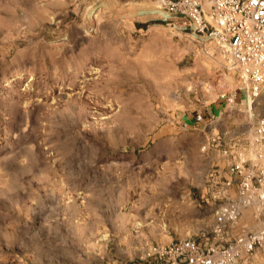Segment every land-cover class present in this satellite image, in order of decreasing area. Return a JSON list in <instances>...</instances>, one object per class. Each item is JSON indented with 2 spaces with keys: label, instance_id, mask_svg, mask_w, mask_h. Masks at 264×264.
<instances>
[{
  "label": "rangeland",
  "instance_id": "rangeland-1",
  "mask_svg": "<svg viewBox=\"0 0 264 264\" xmlns=\"http://www.w3.org/2000/svg\"><path fill=\"white\" fill-rule=\"evenodd\" d=\"M154 4L0 0V264H157L210 231L264 86Z\"/></svg>",
  "mask_w": 264,
  "mask_h": 264
},
{
  "label": "built area",
  "instance_id": "built-area-1",
  "mask_svg": "<svg viewBox=\"0 0 264 264\" xmlns=\"http://www.w3.org/2000/svg\"><path fill=\"white\" fill-rule=\"evenodd\" d=\"M154 3V12L178 33L216 49L224 67L237 73L238 92L258 96L264 86V0ZM229 155L227 174L212 195L210 231L156 250L157 264H264V117L248 145Z\"/></svg>",
  "mask_w": 264,
  "mask_h": 264
},
{
  "label": "bare ground",
  "instance_id": "bare-ground-1",
  "mask_svg": "<svg viewBox=\"0 0 264 264\" xmlns=\"http://www.w3.org/2000/svg\"><path fill=\"white\" fill-rule=\"evenodd\" d=\"M144 12V11H143Z\"/></svg>",
  "mask_w": 264,
  "mask_h": 264
}]
</instances>
